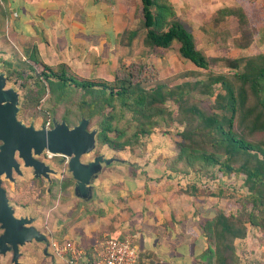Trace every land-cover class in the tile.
I'll return each mask as SVG.
<instances>
[{"label":"trees","instance_id":"obj_1","mask_svg":"<svg viewBox=\"0 0 264 264\" xmlns=\"http://www.w3.org/2000/svg\"><path fill=\"white\" fill-rule=\"evenodd\" d=\"M139 1L136 26L128 23L118 37L117 62L134 58L139 51L162 56L174 49L195 69L148 84L128 68L109 82L78 77L64 63L47 65L33 50L25 59L18 58L19 86L29 91L34 82L33 92L40 97L48 94L44 106L52 119L45 114L42 127L49 123L51 128L53 121L73 127L88 119V128L98 131L97 149L106 147L115 155L141 158L152 136L170 135L175 128L177 139L164 166L169 175L193 177L185 194L222 200L221 190L217 195L204 191L220 179H241L245 191L231 199L227 212L219 209L211 219L201 220L207 247L194 262L239 264L235 245L247 239L249 228L264 236V53L209 56L198 47L194 30L176 13L172 0ZM9 17L10 13H0L4 36ZM232 21L237 24L234 33L228 27ZM198 30L217 49L243 51L253 41L248 16L240 6L219 8L204 18ZM242 35L248 38L245 43L240 41ZM220 62L231 71H213ZM31 63L41 68L37 78L30 74ZM7 67L12 70L9 63Z\"/></svg>","mask_w":264,"mask_h":264},{"label":"crops","instance_id":"obj_2","mask_svg":"<svg viewBox=\"0 0 264 264\" xmlns=\"http://www.w3.org/2000/svg\"><path fill=\"white\" fill-rule=\"evenodd\" d=\"M178 2L172 0L179 15ZM139 4V0H0V13H10L5 36L24 52L23 59L36 50L47 65L64 63L97 76L102 60H109L113 68L118 64V37ZM3 36L0 32V41ZM170 151L169 156L172 147ZM115 159L94 180L92 199L81 201L84 216L67 228L64 241L88 250L108 237L134 236L137 264H196L207 247L201 220L211 219L219 209L210 198L185 194L191 177L169 175L164 161L149 164L147 154L133 158L128 153L116 154ZM54 262L62 264L56 258Z\"/></svg>","mask_w":264,"mask_h":264},{"label":"rangeland","instance_id":"obj_3","mask_svg":"<svg viewBox=\"0 0 264 264\" xmlns=\"http://www.w3.org/2000/svg\"><path fill=\"white\" fill-rule=\"evenodd\" d=\"M137 4V1L135 2ZM221 5L242 6L248 16L251 32L252 44L243 51L233 50L231 48L217 49L213 43H208L207 39L201 35L198 26L202 23L205 17H208L212 12ZM179 15L184 21L194 30L198 47L205 48L209 56L234 58L240 55H255L264 53V0H179L177 5ZM138 20L131 14L129 18V26L135 27ZM232 33L236 30L237 24L229 22L228 26ZM229 29V30H230ZM228 30V31H229ZM229 31V33L231 32ZM231 34V33H230ZM9 36H3L0 41V71L10 76L9 81L6 82L7 88H13L19 95V112L17 119L25 125L33 124L36 129H40L45 114L48 120H51L52 115L48 114L45 103L48 94L40 97L34 91L35 83H31L29 91L23 90L19 86V81L15 75L18 71L17 64L22 62L23 51L16 48L9 39ZM248 38H240L241 43H245ZM22 52V53H21ZM124 56H122L123 58ZM10 65L12 70H8L7 65ZM33 70L30 72L33 78H37L36 74L40 71V67L31 63ZM113 68L109 60H102L101 67H98L99 75L90 74L89 72H80L73 66V72L78 77H90L94 79H103L106 81H113L115 75L122 76L127 72L128 68L133 71L137 79H141L148 84L157 80L166 79L172 75L178 74L181 71L189 70L191 67L195 69L192 64H186L180 60L175 50L172 49L165 55H151L144 56L142 51L137 52L136 57L128 58L124 62L119 61ZM133 65L135 67H133ZM133 68V70H132ZM83 69V68H79ZM96 67H93V70ZM13 71V73L11 72ZM34 71V72H33ZM78 71V72H77ZM215 72H229L225 68L224 63L220 62L213 68ZM12 74H11V73ZM178 80L174 83H179ZM47 88V86H46ZM45 93H48L47 89ZM49 97V96H48ZM39 100H38V99ZM171 105V104H170ZM171 107V106H170ZM69 126V125H68ZM90 130H96L95 126L90 127ZM176 129L171 128L170 135L157 134L153 136L152 141L147 147V156L150 160L149 164H161L165 157L171 154L170 147L176 141ZM98 132V131H97ZM103 154L106 157H114L111 151L106 147L95 149L90 154L82 156L83 162H89L94 157ZM126 159V155L121 154ZM40 161L49 165L56 171V174L50 175V181L44 178H34L32 169L23 166L21 160V175L13 174V181L2 177V187L6 190L10 205L13 207L15 216L22 217L23 215L34 218V224L40 232L54 238L57 241H63V234L67 233V228L84 216L80 211L84 202L77 199L73 194L75 181L67 170V165L62 161L60 156L47 157L45 153L37 157ZM107 166L104 167V169ZM188 183L193 180L190 176ZM198 181V179H195ZM205 181L202 179L198 184ZM242 180L220 179L215 183H211V189H207V194L217 195L219 190L222 191V200L210 198V204L215 208L225 209L228 204H231L232 198L237 195H242L245 189L241 186ZM234 203V202H233ZM236 203V202H235ZM81 214V215H80ZM65 225V226H63ZM65 227V228H64ZM63 229V230H62ZM3 230L0 228V235ZM236 253L239 257V264H264V236L257 230L249 228V234L245 241L237 242L235 245ZM43 243L31 242L20 248L19 264H54L55 259L46 254ZM0 264H13L11 261V254L0 255ZM57 264V263H56Z\"/></svg>","mask_w":264,"mask_h":264},{"label":"water","instance_id":"obj_4","mask_svg":"<svg viewBox=\"0 0 264 264\" xmlns=\"http://www.w3.org/2000/svg\"><path fill=\"white\" fill-rule=\"evenodd\" d=\"M6 76L0 71V255L12 253L11 261L19 264V247L35 241L45 242L46 237L34 227L35 219L16 217L9 203L2 177L13 181V174L21 175L23 166L32 169L34 178L50 180L56 171L37 159L45 152L60 156L67 161V170L75 181L73 194L77 199L90 201L93 182L104 166L118 161L100 154L89 162L82 156L90 154L96 146V130H90L89 120L81 119L73 127L65 121H53L49 129H36L33 124L25 125L17 119L19 95L13 88L6 87Z\"/></svg>","mask_w":264,"mask_h":264},{"label":"built area","instance_id":"obj_5","mask_svg":"<svg viewBox=\"0 0 264 264\" xmlns=\"http://www.w3.org/2000/svg\"><path fill=\"white\" fill-rule=\"evenodd\" d=\"M49 129V123L45 126ZM47 157L55 155L45 152ZM68 157L65 159L67 164ZM49 246L54 257L62 264H137L139 259L138 248L134 236L124 238H105L91 250L80 248L76 242H58L49 238Z\"/></svg>","mask_w":264,"mask_h":264},{"label":"flooded vegetation","instance_id":"obj_6","mask_svg":"<svg viewBox=\"0 0 264 264\" xmlns=\"http://www.w3.org/2000/svg\"><path fill=\"white\" fill-rule=\"evenodd\" d=\"M48 181H50V180H48ZM38 230V229H37ZM39 231V230H38ZM42 233V232H41ZM43 234V233H42ZM43 235H45V234H43ZM45 237H46V241L45 242H41V243H43L44 244V249L43 250H46V254L47 255H49V257H51V258H53V259H55V257H54V255L52 254V252H51V250H50V246H49V236L47 235H45ZM32 242H35V241H32ZM29 243H31V242H29ZM27 244V243H26ZM20 248L21 247H19V253H20ZM10 254H11V257H12V253L11 252H9ZM21 254V253H20Z\"/></svg>","mask_w":264,"mask_h":264}]
</instances>
